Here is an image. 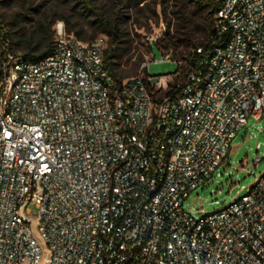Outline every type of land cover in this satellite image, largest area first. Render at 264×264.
Masks as SVG:
<instances>
[{"label": "built area", "instance_id": "built-area-1", "mask_svg": "<svg viewBox=\"0 0 264 264\" xmlns=\"http://www.w3.org/2000/svg\"><path fill=\"white\" fill-rule=\"evenodd\" d=\"M215 1L217 39L174 73L149 74L151 49L119 81L106 38L63 21L45 57L1 61L0 264H264V172L221 210L184 207L264 113V0Z\"/></svg>", "mask_w": 264, "mask_h": 264}, {"label": "rangeland", "instance_id": "rangeland-1", "mask_svg": "<svg viewBox=\"0 0 264 264\" xmlns=\"http://www.w3.org/2000/svg\"><path fill=\"white\" fill-rule=\"evenodd\" d=\"M2 1H7L2 2ZM54 0H0V13L9 17L17 10H21L22 3L25 6L34 8L29 10L28 16L33 21L20 20L18 26L30 28L34 19L53 3ZM127 1V0H124ZM186 1L189 5L187 9H192L190 1ZM77 2V0H76ZM97 6L101 7L108 13H113L118 7L122 6V0H92ZM182 0H131L127 9L131 19L128 27L131 31L130 36V53L124 59L121 66L122 74L125 78L135 77L139 73V66L149 53L145 46L147 38L159 37L157 42L160 50L155 43L152 44V55L155 62L148 67V72L154 77L163 74L174 73L177 70L178 63L176 60H182L186 55L184 47L174 52V42L177 41L176 29H183L179 26L176 10L177 4ZM79 9H83V4L76 3ZM126 10V8H125ZM126 10V11H127ZM172 22L170 31L167 29V22ZM215 22H213V25ZM194 28V26H193ZM196 40L200 38V31H194ZM148 42V41H147ZM172 47H169V45ZM170 49V50H169ZM188 52L189 49H185ZM169 52L172 56L169 61H163L165 52ZM175 54V56H173ZM176 59V60H174ZM263 158L258 165H255V159ZM264 172V113L260 119L250 117L246 125H244L231 142V149L227 158L219 166L218 170L212 176L211 180L199 188L193 190L186 199L184 207L190 211L196 218H200L206 214L223 209L234 199L241 197L248 187ZM221 173L222 176H218ZM33 215L37 214V208L34 204L29 206Z\"/></svg>", "mask_w": 264, "mask_h": 264}, {"label": "trees", "instance_id": "trees-1", "mask_svg": "<svg viewBox=\"0 0 264 264\" xmlns=\"http://www.w3.org/2000/svg\"><path fill=\"white\" fill-rule=\"evenodd\" d=\"M130 1L122 0L121 4L124 7H118L113 13H108L101 7H97L92 0H77V2L76 0H54L46 11L34 19L30 28L19 27L18 22L20 20L33 21L27 14L34 8L22 3V9L9 17L0 13V64L8 54L20 56L26 60H37L48 55L55 41L56 23L63 21L67 34L82 41L92 42L98 37L106 38L103 50L104 63L120 81L125 78L121 66L131 52V31L127 25L131 17L126 14ZM188 1L192 9H187L189 5L183 0L175 5L177 6L175 12L177 20L183 30L180 31L177 27V41L174 42L173 49L175 52L184 47L186 55L183 58L190 60V56L193 52L196 53L199 47L208 48L217 39L213 25L217 2L215 0ZM76 3L83 4V9H79ZM171 28L172 22L169 21L167 29L170 31ZM197 30L201 32L199 40H196L198 36L194 34ZM145 46L150 52L152 45L146 41ZM156 46L160 49L158 44ZM169 47L172 45L170 44ZM186 48L189 49L188 52Z\"/></svg>", "mask_w": 264, "mask_h": 264}]
</instances>
